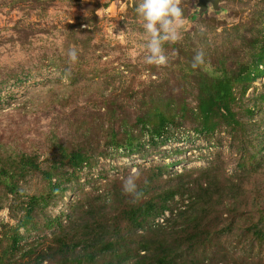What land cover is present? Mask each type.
<instances>
[{"label": "rangeland", "instance_id": "374dc122", "mask_svg": "<svg viewBox=\"0 0 264 264\" xmlns=\"http://www.w3.org/2000/svg\"><path fill=\"white\" fill-rule=\"evenodd\" d=\"M135 5L0 0V264H264V0Z\"/></svg>", "mask_w": 264, "mask_h": 264}, {"label": "clouds", "instance_id": "9594fccd", "mask_svg": "<svg viewBox=\"0 0 264 264\" xmlns=\"http://www.w3.org/2000/svg\"><path fill=\"white\" fill-rule=\"evenodd\" d=\"M182 0H136L135 14L143 29V63L146 65L164 67L169 63V55L165 45L179 42L182 39V29L186 24ZM203 32V27L200 28ZM204 52L198 50L192 59V68L204 63ZM70 63L78 61L79 53L73 46L68 49ZM134 181L129 177L125 181V190L134 189Z\"/></svg>", "mask_w": 264, "mask_h": 264}, {"label": "trees", "instance_id": "16d2710c", "mask_svg": "<svg viewBox=\"0 0 264 264\" xmlns=\"http://www.w3.org/2000/svg\"><path fill=\"white\" fill-rule=\"evenodd\" d=\"M73 239H74V241L75 242H77V241H79V242H81V240H82V236H81V234H74L73 236ZM78 242V243H79ZM93 242V241H92ZM94 243H96V242H94ZM67 249H70L69 247H67ZM144 249V248H143ZM146 251V250H145ZM81 261V260H80Z\"/></svg>", "mask_w": 264, "mask_h": 264}]
</instances>
